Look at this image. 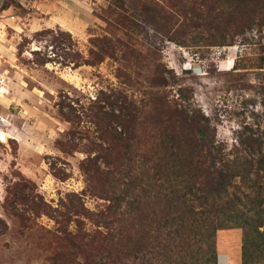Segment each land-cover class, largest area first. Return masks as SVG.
I'll return each mask as SVG.
<instances>
[{
    "label": "rangeland",
    "instance_id": "obj_1",
    "mask_svg": "<svg viewBox=\"0 0 264 264\" xmlns=\"http://www.w3.org/2000/svg\"><path fill=\"white\" fill-rule=\"evenodd\" d=\"M122 1L0 2V264H58L61 252H74V234L86 241L83 229H97L74 211H103L109 201L100 189L118 196L125 188L122 153L105 144L91 151V142L101 143L108 96L141 106L153 97L193 103L228 149L244 124L264 129L259 44L240 37L230 47L179 45L170 40L185 20H170L174 0ZM257 42L264 45V29ZM96 104L103 109L93 108L89 122L82 108ZM135 155L122 165L138 169ZM94 157L108 175H85L82 166ZM116 215L103 234L118 231ZM217 253L235 260L240 247ZM84 255L74 256L84 264Z\"/></svg>",
    "mask_w": 264,
    "mask_h": 264
},
{
    "label": "trees",
    "instance_id": "obj_2",
    "mask_svg": "<svg viewBox=\"0 0 264 264\" xmlns=\"http://www.w3.org/2000/svg\"><path fill=\"white\" fill-rule=\"evenodd\" d=\"M174 1L170 20L185 21L171 42L230 47L242 37L244 44H259L257 69L264 71V45L257 42L263 38L264 0ZM237 70L238 62L232 67ZM106 105L110 110L98 122L101 143L91 142V151L100 152L102 144L107 151L117 149L118 173L124 170L129 179L118 196L100 189L109 201L105 210L74 211L97 229H83L86 241L74 234V252H61L58 264H80L76 253L85 254L84 264H217L218 250L234 247H240L235 260L229 255L235 263L264 264V129L244 124L239 141L228 149L193 103L153 97L141 106L117 95L108 96ZM93 108L103 106L82 108L89 122ZM129 153L140 154L135 171L122 165L135 163ZM93 159L82 166L85 175H108ZM116 213L118 231L110 227L112 235L103 234L108 215Z\"/></svg>",
    "mask_w": 264,
    "mask_h": 264
},
{
    "label": "crops",
    "instance_id": "obj_3",
    "mask_svg": "<svg viewBox=\"0 0 264 264\" xmlns=\"http://www.w3.org/2000/svg\"><path fill=\"white\" fill-rule=\"evenodd\" d=\"M263 58H264V53H263ZM231 59V58H230ZM229 60V59H228ZM228 60H224V63H227L228 62ZM232 60V59H231ZM223 63V64H224ZM263 65H264V61H263ZM264 67V66H263ZM219 254H222V253H219ZM232 258H230L229 260H228V264H232ZM227 262V258H226V256L225 255H223V257L221 256V259H220V262H219V264H225ZM235 262V261H234ZM235 264H237V263H235Z\"/></svg>",
    "mask_w": 264,
    "mask_h": 264
},
{
    "label": "built area",
    "instance_id": "obj_4",
    "mask_svg": "<svg viewBox=\"0 0 264 264\" xmlns=\"http://www.w3.org/2000/svg\"><path fill=\"white\" fill-rule=\"evenodd\" d=\"M5 82L4 74L0 71V88H3Z\"/></svg>",
    "mask_w": 264,
    "mask_h": 264
},
{
    "label": "clouds",
    "instance_id": "obj_5",
    "mask_svg": "<svg viewBox=\"0 0 264 264\" xmlns=\"http://www.w3.org/2000/svg\"><path fill=\"white\" fill-rule=\"evenodd\" d=\"M223 255H224V254H218V255H217V264H219L220 259H221V256L223 257ZM225 256H226V258H227V262H226L225 264H228V260H229V258H228L227 255H225Z\"/></svg>",
    "mask_w": 264,
    "mask_h": 264
},
{
    "label": "bare ground",
    "instance_id": "obj_6",
    "mask_svg": "<svg viewBox=\"0 0 264 264\" xmlns=\"http://www.w3.org/2000/svg\"><path fill=\"white\" fill-rule=\"evenodd\" d=\"M3 89H4V88H1V90H3ZM1 90H0V91H1Z\"/></svg>",
    "mask_w": 264,
    "mask_h": 264
}]
</instances>
